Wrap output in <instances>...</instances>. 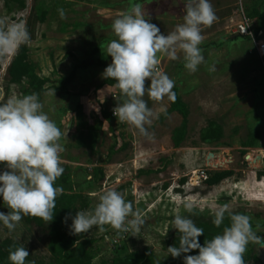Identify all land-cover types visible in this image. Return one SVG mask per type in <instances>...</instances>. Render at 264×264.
Returning a JSON list of instances; mask_svg holds the SVG:
<instances>
[{"label":"rangeland","instance_id":"obj_1","mask_svg":"<svg viewBox=\"0 0 264 264\" xmlns=\"http://www.w3.org/2000/svg\"><path fill=\"white\" fill-rule=\"evenodd\" d=\"M210 2L213 9L223 6L220 11L224 16L215 20L211 27L202 28L204 40L199 47L205 62L198 70L190 73L184 67L182 54L175 60L159 54L157 71L166 73L174 81L173 89L187 109L184 138L177 147H172L169 136L179 123V115L171 112L158 120L168 105L169 96L154 102L145 95L144 99L155 114L148 127L152 138H148L116 119L112 111L117 104L116 96H112V91L101 93L96 87L112 60L105 49L116 39L111 25L119 14L139 3L146 19L166 35L183 22L184 0H0V19L26 25L30 34L29 42L24 44L27 58L34 65L35 73L50 81V87L39 102L63 132L61 166L68 165L72 169L70 191L65 190L66 193L78 194L73 203L84 201L86 206L81 211H85L94 208L103 192L116 190L132 203L145 221L135 236L109 225H104L103 230L93 226L86 239L91 240L94 263L113 254L143 249L150 250L156 261H177L159 244L173 233L170 225L174 216L205 219L214 216L218 207L227 205L230 212L242 211L250 217L252 230L261 238L247 245L257 260L245 264H264V201H260L264 198V190L252 191L250 187L254 179L261 178L257 172L264 170V160L259 163L256 157H248L251 159L246 161L245 153L250 152L251 156V151L257 152V144L242 145L255 129L262 139L264 137V56L253 53L251 39L235 33L238 9L241 7L246 16L245 9L251 8L253 0ZM42 3L47 12L39 22L36 14ZM101 5L110 9H101ZM256 7L264 18V2H257ZM150 9L158 14H152ZM253 38L264 39V29ZM99 56L105 58L102 66L93 64L77 68L80 61L89 58L95 62ZM10 58H0V104L26 95L22 92L23 83L8 84L6 81L5 68ZM75 66L74 78L63 90L51 87L57 78ZM100 101L111 107L112 120H118L119 125L110 132L104 122L93 150L75 147L74 104H82L85 117L91 123L99 115ZM112 101L116 102L113 106ZM208 121L221 129V137L216 141H202L199 137ZM90 168L97 170L91 172ZM197 169L206 172L231 170L232 175L218 184L206 186L202 181L190 179L192 170ZM180 178H184L183 183H179ZM185 201L193 204V213L184 209ZM5 236L19 240L36 259H47L39 234L22 221L13 231L1 222L0 240Z\"/></svg>","mask_w":264,"mask_h":264},{"label":"clouds","instance_id":"obj_2","mask_svg":"<svg viewBox=\"0 0 264 264\" xmlns=\"http://www.w3.org/2000/svg\"><path fill=\"white\" fill-rule=\"evenodd\" d=\"M183 4V22L166 35L146 19L139 3L119 14L111 25L116 39L111 40L105 50L112 60L101 75L114 81V87L123 97V102L117 101L113 108V115L148 138H152L148 127L155 114L145 95L154 102L162 101L165 96L174 99L171 91L174 81L166 73L157 71L159 54L171 60L182 54L184 67L195 73L205 62L199 47L204 40L202 28L211 27L217 19L210 0H184ZM29 40L30 34L23 22L8 23L0 19V58L15 55ZM42 109L34 93L0 104V164L5 166L0 172V197L9 209L7 213L0 212V222L9 231H13L23 217L51 222L56 198L63 193V188L55 183L64 172L61 166L64 148L60 143L63 132ZM183 207L193 213L191 202L185 201ZM225 212H229L230 226L224 227L222 234L204 240L203 244L199 242L203 228L192 219L176 214L170 227L179 233V246H168V254L173 258L185 254L184 264H245L243 256L247 245L261 238L252 230L250 217L232 214L227 205L214 211L216 227L223 223ZM68 218L72 220L69 227L73 235L88 233L93 226L103 230L104 225H109L135 236L145 223L132 203L116 190H106L93 209L78 210L75 216L69 212L65 222ZM193 250H198L197 254H187ZM29 255L26 247L19 246L9 251L8 259L11 264H25Z\"/></svg>","mask_w":264,"mask_h":264},{"label":"trees","instance_id":"obj_3","mask_svg":"<svg viewBox=\"0 0 264 264\" xmlns=\"http://www.w3.org/2000/svg\"><path fill=\"white\" fill-rule=\"evenodd\" d=\"M263 3L264 0H253L252 7L246 10V17L251 19L250 28L253 36H257L258 33L264 29V18L259 13L256 3ZM47 7L44 3L38 6L36 19L41 22L44 20ZM103 57H97L95 62H91L88 59H84L78 63L77 68H84L89 65H103ZM75 67H72L68 73L62 77L57 78L51 85L56 89L63 90L65 86L72 81L74 77ZM6 81L8 84H24L22 92L26 95L36 94L38 99H41L43 93L49 86V79L39 76L35 73L34 65L27 58V47L21 45L17 53L11 56L8 64L5 68ZM114 81L102 79L97 87L107 84L114 86ZM3 90L6 92V86L3 85ZM116 100L123 102V97L120 95L118 89L114 87ZM174 99L169 97L168 106L160 113L158 120L163 119L171 112H175L179 115L180 120L176 127H174L170 133V142L172 147H177L183 140L186 131V116L187 109L184 102L181 101L177 95L175 89L172 90ZM116 102L112 101L111 106ZM73 119L76 126V133L73 136L74 146L77 148H84L87 150H93L99 141L102 124L105 122L106 127L110 132L119 125L118 120H112L111 107H107L105 102L99 105V115L94 117L91 123H88L81 103L77 102L73 106ZM199 137L202 141H216L221 137V129L218 125L212 121H208L207 125L200 131ZM262 140L259 134V130L255 129L242 143L243 146H253L258 144ZM246 154H250L247 152ZM63 174L57 179L56 186L63 188V193L56 198V207L54 209V218L51 222L46 223L44 220L38 217H23L21 219L24 225H27L32 230L37 232L41 238V241L47 251V259H36L31 254L26 258L25 264H184L183 255L177 257L176 260H167L163 262L156 261L153 253L148 249H143L140 252L131 251L124 254H113L108 258L100 259L97 263L93 262L94 251L91 246V240L86 239L88 233H81L79 235H73L70 232L71 218H68L65 222V216L67 213H71L75 216L78 210L83 209L86 204L84 201L73 203L78 194L71 192L66 193L65 190L70 191V173L72 169L65 165ZM4 170V165L0 164V172ZM97 169L90 168L91 172H95ZM232 175L231 170H215L208 171L207 176L202 182L206 186H212L218 184L221 180ZM258 176H264V170L257 172ZM179 183L184 182V178H180ZM0 210L9 211L8 207L3 203L2 197H0ZM232 214H244L242 211L231 212ZM245 215V214H244ZM214 216H208L205 219L195 218L193 221L198 226L203 228L204 234L199 237V242L204 243V240H210L217 234H222L224 227L230 226L229 212H225V218L220 227H216L213 224ZM1 223V222H0ZM160 248L167 252L168 246H179V233L174 229L173 233L159 242ZM24 246L19 240L13 239L9 236H5L0 240V264H11L8 259L9 251L15 250L16 247ZM25 247V246H24ZM198 250H193L187 254H197ZM170 255V254H169ZM171 256V255H170ZM245 263L248 261L257 260L253 255V251L246 248L244 253Z\"/></svg>","mask_w":264,"mask_h":264},{"label":"built area","instance_id":"obj_4","mask_svg":"<svg viewBox=\"0 0 264 264\" xmlns=\"http://www.w3.org/2000/svg\"><path fill=\"white\" fill-rule=\"evenodd\" d=\"M235 33L240 36H246L253 42V53L258 57L264 56V39H255L253 38L252 31L250 28V20L246 16H244L241 13L239 21L235 24ZM255 39V40H253ZM252 51H248L250 53ZM114 96V95H113ZM256 149V153L258 155L259 162H263L264 160V137L261 141L258 142ZM247 153V152H246ZM245 153L244 159L246 161H250V159L254 158L256 154L252 153L250 156L251 158L247 157V154ZM207 172L205 170L197 169L192 170L191 172V178L192 180L202 181L206 178Z\"/></svg>","mask_w":264,"mask_h":264},{"label":"crops","instance_id":"obj_5","mask_svg":"<svg viewBox=\"0 0 264 264\" xmlns=\"http://www.w3.org/2000/svg\"><path fill=\"white\" fill-rule=\"evenodd\" d=\"M252 5V4H251ZM182 7V6H181ZM252 7V6H251ZM99 8H103V9H106V10H108V9H110V7H106L105 5H101V7H99ZM221 9H224L223 8V6H219V7H216L215 9H214V11H215V14H216V17H217V19H219L220 17H223L224 15H223V13H222V11H220ZM151 10V9H150ZM152 14H158V11H153V10H151L150 11ZM238 12H239V19H240V16H241V13H242V10H241V7H240V9H238ZM116 13H118V9H117V11H116ZM168 13H170V11L168 12ZM243 14V13H242ZM231 17V16H230ZM248 18V17H247ZM216 19V20H217ZM249 20H250V24H251V19L249 18ZM155 22H156V20H154ZM261 32V31H260ZM259 32V33H260ZM258 33V34H259ZM240 36V35H239ZM242 37H244L245 39H247L248 37H246V36H242ZM74 78V77H73ZM73 80V79H72ZM70 82H72V81H70ZM69 82V83H70ZM106 86H107V84H103V85H101V86H99V87H96V89L97 90H99L101 93H108V92H111L112 91V96L114 95L115 96V91H114V86H112L110 89L109 88H106ZM106 88V89H105ZM114 91V92H113ZM80 103V102H79ZM169 103V102H168ZM82 105V104H81ZM168 106V105H167ZM252 153H254L253 151H251ZM254 154H256V152L254 153ZM256 159H258V155L256 154ZM261 162V161H260ZM259 162V163H260ZM262 182V183H261ZM261 183V184H260ZM252 186H250L251 187V189H252V191L253 190H264V177H262L261 176V178L259 179V180H253V184H251ZM255 187H260V188H258V189H254ZM257 200V199H256ZM260 201H264V198H262Z\"/></svg>","mask_w":264,"mask_h":264},{"label":"bare ground","instance_id":"obj_6","mask_svg":"<svg viewBox=\"0 0 264 264\" xmlns=\"http://www.w3.org/2000/svg\"><path fill=\"white\" fill-rule=\"evenodd\" d=\"M247 157H250V155H249V154H247Z\"/></svg>","mask_w":264,"mask_h":264}]
</instances>
